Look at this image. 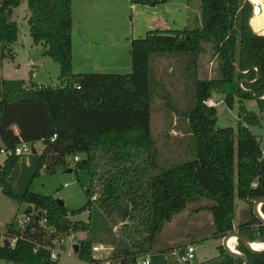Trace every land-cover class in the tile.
Returning a JSON list of instances; mask_svg holds the SVG:
<instances>
[{
	"label": "trees",
	"instance_id": "1",
	"mask_svg": "<svg viewBox=\"0 0 264 264\" xmlns=\"http://www.w3.org/2000/svg\"><path fill=\"white\" fill-rule=\"evenodd\" d=\"M21 1H0V69L4 59L14 56L18 25L13 16ZM167 1L130 0L149 6ZM27 8L32 42L44 45L58 63L60 83L0 76V146L11 151L3 156L0 189L11 200L32 205L38 215L35 221L28 214L25 226L16 217L6 224L2 242L0 234V258L58 264L44 247L33 252L35 242L51 246L55 238L85 231L76 256L89 264L96 261L91 253L95 242L113 247L110 257L116 264H140L147 255L149 264H170L168 252H183L196 240L222 238L233 230L235 196L249 205L236 230L250 243L264 242V223L252 212L253 201L264 197V155L256 135L242 123H259V117L240 104L236 130L216 127L217 109L205 103L237 74L246 88L239 87L240 102L258 97L264 111V36L249 25L253 13L249 0H201V28L154 29L132 38L127 73L73 72L71 0H27ZM203 43L211 44L218 57L219 76H195L192 83L194 106L186 120L193 158L164 165L150 130V58L165 53L195 58ZM223 101L231 107L233 96L226 94ZM22 141L32 145L41 141L43 147L34 154H14ZM74 155L80 159L69 164L67 159ZM70 166L90 174L82 209L68 210L53 195L31 190L41 169L53 172ZM85 209L90 211L87 221L70 217ZM260 210L264 215V204ZM182 212L188 216L179 228L163 235L166 225ZM201 213L210 216V223L197 235L190 221ZM10 238H16L13 247L5 244ZM236 248L249 264H264V250H249L241 241ZM217 249L212 258L180 264H243L221 244Z\"/></svg>",
	"mask_w": 264,
	"mask_h": 264
},
{
	"label": "rangeland",
	"instance_id": "2",
	"mask_svg": "<svg viewBox=\"0 0 264 264\" xmlns=\"http://www.w3.org/2000/svg\"><path fill=\"white\" fill-rule=\"evenodd\" d=\"M1 1V0H0ZM74 4L76 0H73ZM254 9L253 0H249ZM167 5H162L159 12V18L155 21L148 19L149 10L141 12L142 19L134 16V36L143 37L150 29L171 30V29H196L201 28V0H168ZM89 4V3H88ZM27 0H22L14 10V20L18 25V38L13 44V58L4 59L0 76L3 79H24L29 81L31 77L39 84L55 85L59 84V65L52 57L46 53V48L42 44H34L29 35L27 17ZM88 13V12H87ZM93 12H90V14ZM127 19L130 20L128 11ZM129 50L127 51L128 54ZM194 61L193 63H191ZM36 65L37 69L32 70L30 65ZM219 60L215 55L212 45L202 44V50L194 58L185 54L165 53L152 54L150 58V79L152 88V100L150 111V130L159 149V162L167 165L180 163L192 159L193 154L190 150L192 136L186 120V112L194 106L193 87L194 77L206 79L217 78L219 76ZM131 70V68H130ZM128 70V72L130 71ZM104 72V71H103ZM115 73V72H114ZM32 81V80H31ZM35 83V82H34ZM242 83V82H241ZM243 84V83H242ZM244 86V84H243ZM240 80L237 74L231 81L225 82L222 90L212 92V106L217 109L216 127L230 126L235 130L239 121V106L254 111L259 117V123H242L246 125L258 138L262 153L264 155V111L260 108L258 97L243 98L240 102L239 97ZM226 94L233 96V105L230 107L224 101ZM264 98V95L262 96ZM33 147L37 152L43 147L41 141H36ZM3 156L0 154V164ZM71 172H64L65 168H58L53 172H44L40 170L37 177L31 182L30 188L33 192L53 195L63 201L68 210L76 211L82 209L87 202L86 189L90 186V174L84 168L73 166ZM67 183V185H64ZM235 211L233 217V229L236 230L238 224L245 218V212L249 205L235 196ZM28 204L17 203L6 197L0 189V234L1 242L6 233V224L15 217L18 219L24 216V210ZM92 218L96 216V207L90 209ZM88 209L70 216L73 219L88 220ZM35 215V212H33ZM187 212L179 213L168 223L163 235L172 233L179 228L180 223L187 218ZM193 222L194 233L200 234L198 230L204 227V224L210 223V216L196 215ZM19 224V223H18ZM20 225V224H19ZM50 227H48L49 229ZM87 232L81 231L75 234V238L67 237L55 238L51 246L59 251L56 259L58 264H89L86 261L78 259L73 251V245H79V239L86 237ZM61 238H65V244L61 243ZM195 248V257L192 263L201 262L212 258L218 254L217 247L222 243V238L208 237L206 239L193 242ZM100 245L104 250L96 255L106 256L112 253L113 247L109 244L95 242L92 244ZM237 241L235 243V249ZM92 253V250H91ZM179 253L175 250L166 254V259L170 264H180ZM0 264H22L13 263L0 258Z\"/></svg>",
	"mask_w": 264,
	"mask_h": 264
},
{
	"label": "crops",
	"instance_id": "3",
	"mask_svg": "<svg viewBox=\"0 0 264 264\" xmlns=\"http://www.w3.org/2000/svg\"><path fill=\"white\" fill-rule=\"evenodd\" d=\"M167 3L149 6L130 0H76L74 4L71 0L73 72L127 73L131 68L130 45L131 39L135 38V14L142 19L141 12L147 9L148 19L155 21L159 18L160 7ZM128 11L130 20L127 19ZM33 78L30 80L38 84ZM13 129L18 133L16 126Z\"/></svg>",
	"mask_w": 264,
	"mask_h": 264
},
{
	"label": "built area",
	"instance_id": "4",
	"mask_svg": "<svg viewBox=\"0 0 264 264\" xmlns=\"http://www.w3.org/2000/svg\"><path fill=\"white\" fill-rule=\"evenodd\" d=\"M30 67L32 68V70L37 69V67L33 64H31ZM75 86L77 88L79 87L77 84ZM240 87L242 89H246L241 82H240ZM208 100L205 102L207 105H214V104H212V102H209ZM55 137H56V135L54 134L53 137H51V140H54ZM32 146H33L32 144L22 141L17 146H15L13 152L16 155H28L29 153H31ZM10 153H11V151L5 150L3 147L0 146V154L2 156L9 155ZM79 159H80L79 155H74L72 157H69L67 159V162L69 164H72L73 162L78 161ZM64 185H67V183H65ZM29 220H30V217L28 216V214H24L23 217L18 219V223L20 224V226H25ZM44 223H45L44 219L40 220L41 225H43ZM65 237H67L69 239L75 238L74 234H70V235L65 236ZM15 241H16V238H10V239H8V244L13 247L15 245ZM61 243L62 244L67 243L65 238H61ZM40 247H42V248L44 247L50 251V258L52 261H55L58 258L59 253H60L59 251L54 249L52 246H48V245L45 246L44 244H41L39 242L38 243L35 242V245L33 247V252H37L38 248H40ZM102 250H104V248L100 245L92 246V257L96 260L95 264H116L115 261L110 257V253L106 256L96 255L97 253H99ZM194 257H195L194 245L193 244H187L185 249L183 250V252L179 253L178 260L180 263H190V262H192ZM149 263H150V258L148 255L140 260V264H149Z\"/></svg>",
	"mask_w": 264,
	"mask_h": 264
},
{
	"label": "water",
	"instance_id": "5",
	"mask_svg": "<svg viewBox=\"0 0 264 264\" xmlns=\"http://www.w3.org/2000/svg\"><path fill=\"white\" fill-rule=\"evenodd\" d=\"M249 25L252 29V31L258 35H262L264 36V0L259 4V11L256 12L253 9V13L251 15V17L249 18ZM179 42V41H178ZM31 153H36L35 148L32 146L31 148ZM1 167V164H0ZM64 172H71L72 168L71 167H66L65 169H63ZM58 202L63 203V201L59 198H56ZM264 204V197H258L253 201L252 204V212L253 214L264 223V215L262 214L261 210H260V206ZM34 212L33 206L28 204L27 207L24 210V214H32ZM35 221L38 220V215L35 214L34 215ZM235 237L237 243L238 241H241L242 244L249 250H253V251H262L264 250V247L258 250H255L252 248L251 243L249 241H247L237 230H232L230 232H228L227 234H225L222 237V247L224 248V250L230 254L231 256H234L236 258H239L243 261V264H249V260L248 258L241 254L237 249V251H233L229 248L227 241L229 240L230 237ZM6 245H8V241H6L5 243ZM78 244H74L73 245V251L74 253H77L78 251Z\"/></svg>",
	"mask_w": 264,
	"mask_h": 264
},
{
	"label": "bare ground",
	"instance_id": "6",
	"mask_svg": "<svg viewBox=\"0 0 264 264\" xmlns=\"http://www.w3.org/2000/svg\"><path fill=\"white\" fill-rule=\"evenodd\" d=\"M262 1H263V0H253V3H254V10H255L256 12L259 11V4H260ZM235 243H236V239H235V237H233V236L230 237L229 240L227 241V244H228L229 248H230L231 250H233V251H237V250L235 249ZM251 246H252L253 249L258 250V249H261V248L264 247V242H252V243H251Z\"/></svg>",
	"mask_w": 264,
	"mask_h": 264
}]
</instances>
